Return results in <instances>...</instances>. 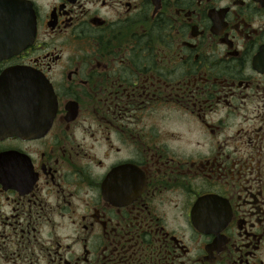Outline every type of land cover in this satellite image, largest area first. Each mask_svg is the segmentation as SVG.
<instances>
[{"label":"flooded vegetation","instance_id":"1","mask_svg":"<svg viewBox=\"0 0 264 264\" xmlns=\"http://www.w3.org/2000/svg\"><path fill=\"white\" fill-rule=\"evenodd\" d=\"M10 1L0 264H264V0Z\"/></svg>","mask_w":264,"mask_h":264},{"label":"water","instance_id":"2","mask_svg":"<svg viewBox=\"0 0 264 264\" xmlns=\"http://www.w3.org/2000/svg\"><path fill=\"white\" fill-rule=\"evenodd\" d=\"M33 36V15L13 1H4L0 6V58L18 53L32 42ZM31 86L39 105L38 111L43 114L42 117H47L51 112L50 104L54 101V95L43 77H30L24 72H6L0 77V93L5 95L6 101L10 96L14 97L20 89L22 93L30 91ZM50 119L51 116L48 121ZM41 126L38 123V128Z\"/></svg>","mask_w":264,"mask_h":264}]
</instances>
